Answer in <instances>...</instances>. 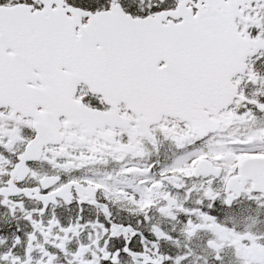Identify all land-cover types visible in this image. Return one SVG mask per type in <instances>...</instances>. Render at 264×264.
I'll list each match as a JSON object with an SVG mask.
<instances>
[{
	"label": "flooded vegetation",
	"instance_id": "flooded-vegetation-1",
	"mask_svg": "<svg viewBox=\"0 0 264 264\" xmlns=\"http://www.w3.org/2000/svg\"><path fill=\"white\" fill-rule=\"evenodd\" d=\"M252 22L243 5L233 23L257 51L219 66L212 100L233 93L230 107H206L197 127L170 117L141 125L83 84L70 97L71 83L69 114L48 118L36 141L34 116L0 106V263L264 264L261 249L237 240L264 237V190L249 192L264 179V38Z\"/></svg>",
	"mask_w": 264,
	"mask_h": 264
},
{
	"label": "snow or ice",
	"instance_id": "snow-or-ice-1",
	"mask_svg": "<svg viewBox=\"0 0 264 264\" xmlns=\"http://www.w3.org/2000/svg\"><path fill=\"white\" fill-rule=\"evenodd\" d=\"M243 5L264 38V0H0V89L37 74L95 78L129 98L197 87L218 58L238 54L233 19ZM237 240L264 254V237Z\"/></svg>",
	"mask_w": 264,
	"mask_h": 264
},
{
	"label": "water",
	"instance_id": "water-1",
	"mask_svg": "<svg viewBox=\"0 0 264 264\" xmlns=\"http://www.w3.org/2000/svg\"><path fill=\"white\" fill-rule=\"evenodd\" d=\"M240 52L242 51L239 48L238 54ZM230 57L222 56L218 58L211 68L201 74L200 83L197 87L176 88L162 92L145 93L134 98H129L115 87L102 86L95 78L87 77L86 79L89 80L91 90L95 93L102 94L106 101H108L109 98L122 100L128 108L138 114L144 113L146 115L154 111L159 115H168L172 113L182 119L198 122L199 120L204 121L202 112L206 107L212 104H218L222 108L223 105L227 106L230 102V100L226 102L212 100V98L218 94V90L221 89V87H219L221 84V77L219 74H221L222 69H220L219 66L234 61V59L230 60ZM224 69H226V67ZM43 80L46 83L44 89H32L26 86L24 82L18 83L15 81L6 84L0 89V106L18 108L35 117L37 120V128L40 133L39 140H43L41 137L47 134L45 125L48 118L58 114H69L70 104L63 101L68 99L67 87H70L71 83H73L76 78L67 79L66 84L63 82L64 79L53 83L45 75H43ZM49 88L52 92H50ZM65 89L66 92H62L63 96L60 100L58 98L59 91H64ZM223 94L224 93L221 95ZM65 96H67V98H65ZM232 96L233 94L231 93V99ZM37 106H42L44 108L42 112L43 116L41 113L35 111ZM147 115L149 116V114ZM193 124L195 125L194 122Z\"/></svg>",
	"mask_w": 264,
	"mask_h": 264
},
{
	"label": "rangeland",
	"instance_id": "rangeland-1",
	"mask_svg": "<svg viewBox=\"0 0 264 264\" xmlns=\"http://www.w3.org/2000/svg\"><path fill=\"white\" fill-rule=\"evenodd\" d=\"M240 224H243V226L245 227V231H248L249 232V230H251V228H250V226H251V220H250V218H248V216H246L244 218V221L240 222ZM0 264H9V263L8 262H2ZM247 264H251V261L248 260L247 261Z\"/></svg>",
	"mask_w": 264,
	"mask_h": 264
}]
</instances>
